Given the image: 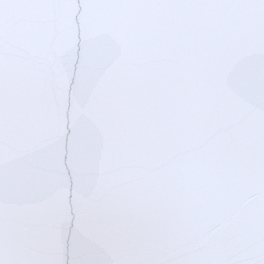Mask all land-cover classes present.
<instances>
[{
	"label": "snow or ice",
	"instance_id": "6c2138e0",
	"mask_svg": "<svg viewBox=\"0 0 264 264\" xmlns=\"http://www.w3.org/2000/svg\"><path fill=\"white\" fill-rule=\"evenodd\" d=\"M0 264H264V0H0Z\"/></svg>",
	"mask_w": 264,
	"mask_h": 264
}]
</instances>
